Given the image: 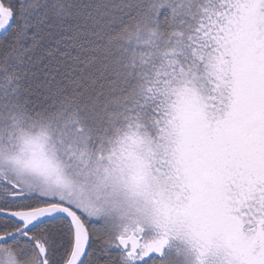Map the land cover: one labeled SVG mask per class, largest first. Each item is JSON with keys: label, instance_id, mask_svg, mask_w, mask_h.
<instances>
[{"label": "snow or ice", "instance_id": "1", "mask_svg": "<svg viewBox=\"0 0 264 264\" xmlns=\"http://www.w3.org/2000/svg\"><path fill=\"white\" fill-rule=\"evenodd\" d=\"M0 264H264V0H0Z\"/></svg>", "mask_w": 264, "mask_h": 264}]
</instances>
